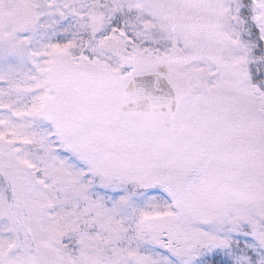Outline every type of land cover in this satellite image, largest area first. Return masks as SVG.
Segmentation results:
<instances>
[{
	"label": "snow or ice",
	"instance_id": "obj_1",
	"mask_svg": "<svg viewBox=\"0 0 264 264\" xmlns=\"http://www.w3.org/2000/svg\"><path fill=\"white\" fill-rule=\"evenodd\" d=\"M0 264H264V0H0Z\"/></svg>",
	"mask_w": 264,
	"mask_h": 264
}]
</instances>
